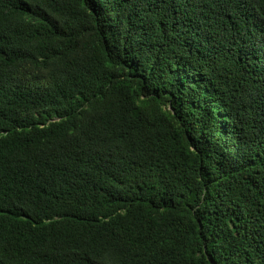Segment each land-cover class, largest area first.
<instances>
[{"label":"trees","instance_id":"1","mask_svg":"<svg viewBox=\"0 0 264 264\" xmlns=\"http://www.w3.org/2000/svg\"><path fill=\"white\" fill-rule=\"evenodd\" d=\"M0 264H264V0H0Z\"/></svg>","mask_w":264,"mask_h":264}]
</instances>
